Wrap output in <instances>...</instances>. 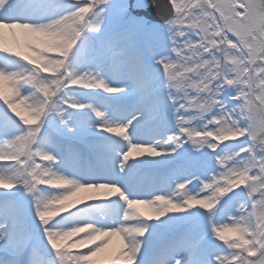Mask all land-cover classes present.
<instances>
[{"label": "snow or ice", "instance_id": "obj_1", "mask_svg": "<svg viewBox=\"0 0 264 264\" xmlns=\"http://www.w3.org/2000/svg\"><path fill=\"white\" fill-rule=\"evenodd\" d=\"M0 100V264H264V0H0Z\"/></svg>", "mask_w": 264, "mask_h": 264}, {"label": "rangeland", "instance_id": "obj_2", "mask_svg": "<svg viewBox=\"0 0 264 264\" xmlns=\"http://www.w3.org/2000/svg\"><path fill=\"white\" fill-rule=\"evenodd\" d=\"M50 4H54V3H52V1H45V0H31V6L34 9L38 10V11L48 7ZM16 37H17V41H19L22 44L23 40H24L22 34L17 33ZM4 92H5L6 95H10V93L8 92L7 87H5ZM76 98L78 100H80V101L88 100L89 102H92L94 104L99 105V100L98 99L90 100L88 95H86V94L85 95H81L79 91L76 93ZM0 104H3L2 100H0ZM20 111L26 118L28 117V113H27V111L25 109L21 108ZM10 114H12V113H10ZM12 115H13V118L16 119L18 123H20L21 125L23 124V121H21L19 117H16L14 114H12ZM78 115L82 116V117H85V118L88 117L87 113H79V114L72 113L73 119L75 120V118ZM22 126L23 127H30L28 125H22ZM181 151H182V157L181 158L184 159V160H187L189 162H195V161H198V160H201V159L204 158L201 153H192L190 151V146H188V145H185L184 149L181 150ZM203 151L206 152V150H203ZM23 161H24V157L21 159V163H23ZM58 167H59L60 171H62L64 173H68V174L73 172V171H80V172H84L86 174H89V163H88V160L86 158L76 159V158H65L64 156H61L60 157V165ZM193 168L198 174L202 173L203 171H205L202 168L196 167L195 164H193ZM148 174L151 176V178L155 177V180L154 181L152 180V182H148L147 181L146 185L143 188L144 189H148L150 187H157L158 188V186L160 184V176L154 174L153 170H149ZM49 190L53 191L54 193L56 191H58V190H55V189H49ZM139 211H142V212H144L146 214L148 213V211H144V210H141V209H139ZM229 235H231V234H229Z\"/></svg>", "mask_w": 264, "mask_h": 264}, {"label": "bare ground", "instance_id": "obj_3", "mask_svg": "<svg viewBox=\"0 0 264 264\" xmlns=\"http://www.w3.org/2000/svg\"><path fill=\"white\" fill-rule=\"evenodd\" d=\"M45 1H52V3H54V4H63V3L66 2V0H45ZM42 10H40V11H42ZM16 39H17V37H16ZM22 158H23V156L20 157V159H22ZM12 163H14V161L8 160V159L1 160L0 161V164H12ZM140 171H137V173L140 172ZM137 173L134 174V176H137ZM65 174H67L69 176H73L74 175L75 178L81 179V180H84V179H86L89 176V174H86V173L80 172V171H73V172H71L69 174L68 173H65ZM55 190H57V189H55ZM141 190H145V189H141ZM157 190H159V188H157ZM87 195H89V193H83V192H81V193H78L75 197H72L70 201H66L65 203L68 204L69 207L66 209L65 213H62V214H66L67 211H77V209L84 211V207L85 206L77 207V209H75V207H76V205H79V204H83L85 202H88L85 199L87 197ZM112 202L113 201H108V203H112ZM89 207H91V206H89ZM97 207H98L97 205H94L93 206V208H97ZM139 209L144 210V211H148V209L143 208L142 206H139ZM79 235H83V233H81ZM119 246H120L119 237H113L112 238V242H111L109 248L106 251L107 252H110V253L111 252H114L116 249L119 248ZM73 251H86V248H84V249H76V250H73Z\"/></svg>", "mask_w": 264, "mask_h": 264}, {"label": "water", "instance_id": "obj_4", "mask_svg": "<svg viewBox=\"0 0 264 264\" xmlns=\"http://www.w3.org/2000/svg\"><path fill=\"white\" fill-rule=\"evenodd\" d=\"M165 2H166V0H161V3H165ZM151 17H152L153 20H155V21H159V16L157 15L155 9H153V10L151 11Z\"/></svg>", "mask_w": 264, "mask_h": 264}]
</instances>
